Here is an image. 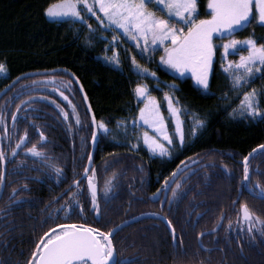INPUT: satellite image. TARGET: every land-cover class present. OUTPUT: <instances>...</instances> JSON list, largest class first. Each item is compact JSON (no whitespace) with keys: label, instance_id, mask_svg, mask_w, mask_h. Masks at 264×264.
Here are the masks:
<instances>
[{"label":"flooded vegetation","instance_id":"obj_1","mask_svg":"<svg viewBox=\"0 0 264 264\" xmlns=\"http://www.w3.org/2000/svg\"><path fill=\"white\" fill-rule=\"evenodd\" d=\"M47 88L54 89L52 84L47 85ZM53 96L54 94L48 91L45 98H15L8 101L4 109L8 135H4L5 128H0V148L4 149L8 159L4 165L6 176L3 186L0 187V264H26L27 235L29 234L30 240L36 243L43 232L42 218L66 215L61 207L62 203L59 202L66 192L77 193L76 199L79 203L69 207L67 215L78 218V221L59 224H85L89 220L91 193L87 175L83 173L91 150V138L84 139L90 148L83 168L80 149L76 154L74 152L68 156L58 153L46 130L48 122L45 119L64 118L56 104L71 116L72 107L69 101L72 105L75 102L71 98L61 101ZM49 97L51 99H48ZM21 101H25V104L21 105L16 126L12 128V112L17 111L16 106ZM33 121L36 122L35 135L30 131L29 140L23 141L17 152L11 154V149L16 147L22 131L26 128L25 122L32 126ZM40 131L44 133L45 141L39 140ZM34 143L38 149L43 150L45 156L37 157L26 151ZM193 143L194 141L183 149ZM252 150L247 151L246 155ZM211 151L200 150L194 153L193 158L186 163L196 162L197 158L200 160L181 172L167 188L164 187L165 177L169 183L175 171L186 166V163L180 164L178 168V164H171L172 159L158 161L139 152L141 160L134 161L131 174L122 171L117 179L111 180L112 184L118 186V194H102L99 199L97 196L101 208L116 207L118 210L112 215L115 219L110 223V228L123 225L112 236L117 260L126 259L129 264H264V234L260 231L249 234L246 230L241 232L236 227L241 203H246L252 211L264 218V196L260 194L259 189H254L257 183L264 188L263 166L251 162L255 154L250 158L249 184L253 188H245L241 186V162L244 156L236 159L230 152H219L217 148H211ZM106 154L108 153L99 154L96 146L91 168L95 157L103 158ZM195 155L197 157H194ZM62 157L63 162H60ZM140 165L143 167L141 170ZM54 166L61 169L59 174ZM76 172L80 174L73 181L79 183V189L72 181L60 191L59 185H65L73 179ZM66 175L68 177H65ZM105 181H94L98 193L99 190L104 192ZM178 182L180 188L177 189L176 196L169 200V197L173 196L172 189ZM24 184H27L28 188L16 194L21 200L10 204V190ZM157 189L160 191L153 197L152 194L156 193ZM68 199V194L62 198L66 202ZM230 220L233 224L231 229ZM168 221H171V227ZM31 227H34V231ZM99 228L105 231V228ZM214 228L216 230L211 231ZM201 232L206 234L200 237L197 234Z\"/></svg>","mask_w":264,"mask_h":264},{"label":"trees","instance_id":"obj_2","mask_svg":"<svg viewBox=\"0 0 264 264\" xmlns=\"http://www.w3.org/2000/svg\"><path fill=\"white\" fill-rule=\"evenodd\" d=\"M57 2L58 0H0V62H3L7 69L6 76L0 80V90L2 91L14 78L29 72L54 69L66 70L26 77L17 81L11 87L12 89L10 88L11 90L9 89L0 99V116L3 117V120L0 121V128H5L7 124L4 109L8 101L15 98H45L48 91L54 94L53 97L62 101L64 98L60 96L59 92L55 91L59 88L60 91L67 94L65 96L75 102L74 106L76 107V113L79 115L80 124L77 125L74 118L69 120L64 118L57 120L51 118L48 120L47 118L45 119L48 122L46 130L60 155L68 156L74 152L76 154L77 150L80 149V153L83 155L81 162L83 168L87 151L90 148L89 143L84 139L85 137L91 138L92 123L80 91L73 78L67 75V72H70V75L74 76L82 86L96 120L100 118L113 120L127 113L133 102L132 88L135 85V74L128 65L122 64L121 67L115 69L103 64L97 58L100 53L99 50L83 46L80 39L76 37L75 25L69 18L49 19L44 9L49 3L54 4ZM196 11V20L210 15L207 10V0H197ZM250 30L264 31V26H260L256 22L255 15H253L251 23L237 27L231 35L214 34L213 43L216 47L214 48L212 67L209 71V87L206 90L203 86L197 84L190 68L180 72L163 62L157 63L155 61L149 65L159 81L173 85L177 97L206 118V125L202 133L191 146L182 149L174 156L171 164L180 165L182 161L186 163L187 160L189 162L194 153L200 150L211 151V148H217L219 152H230L234 158L240 159L247 154V151L259 145H264V116L254 122L234 121L221 109L219 102L222 87L217 77L216 64L221 44L233 36H241ZM156 59H158V55ZM45 77H54L55 82L47 84L32 83V81H42ZM69 81L70 84L65 83ZM49 84H52L54 89L47 88ZM259 85L262 91L260 108L264 112V73H261ZM35 124L34 121L32 126L25 122L26 128L22 131V135L27 133V141L29 140L30 131L35 135ZM15 126L16 121L12 123V128H15ZM42 131L44 132V130ZM0 133L2 134V130ZM47 144L48 142L43 145ZM211 153L213 152L211 151ZM60 159V162H63V157ZM135 160H141L138 152L124 150L108 153L103 158L95 157L92 166L96 170L94 181L101 183V181L109 178L115 180L122 171L131 174ZM199 160L197 158L196 161ZM65 162H67L66 159ZM203 162L201 161V163ZM251 162L262 164L264 169V151L256 153ZM142 168L140 165L139 169ZM79 174L80 172H76L73 179L67 181L65 185L60 184V191L65 189L68 183L75 180ZM90 175H92V170H90ZM65 177H68V175ZM67 194L68 192L62 195V198L66 197ZM102 194H105V192L99 190L98 199ZM117 194L118 186L112 184L107 196ZM62 198L59 202L64 205L66 201ZM109 201L110 199L107 200V202ZM117 212L116 207H100V215L97 216L91 203L89 220L85 224H90L92 227H102L106 231L112 226L110 223L114 222L115 218L112 215ZM77 221L78 218L70 215L42 218V234L56 224ZM30 229L34 231V227ZM25 243L27 244L26 255L28 259L31 251L35 248V241H31L28 234Z\"/></svg>","mask_w":264,"mask_h":264},{"label":"snow or ice","instance_id":"obj_3","mask_svg":"<svg viewBox=\"0 0 264 264\" xmlns=\"http://www.w3.org/2000/svg\"><path fill=\"white\" fill-rule=\"evenodd\" d=\"M150 3H154L158 10L165 13V15H157L156 11L149 9L148 5ZM196 9L197 0H58L57 3H49L44 11L49 17L71 16L81 22L85 21V17L88 14H91L98 21V25L122 29L123 33L128 35L130 39L137 41V47H140L139 41L143 39L144 47L142 52L148 50L149 42L152 45H160L163 47V55L160 57L163 63L180 72H183L186 68H190L197 84L203 86L206 90L209 87V71L212 67L213 53L216 47L213 43L214 34L231 35L237 27L251 23L253 15H255L256 22L260 26H264V0H207V10L210 12V15L199 20L195 19ZM173 17L179 18L178 21H174ZM177 23L184 25V27H177ZM87 27L89 32L94 31L91 24H88ZM185 27L187 31L184 30ZM112 39L116 41L117 37L113 36ZM238 44L246 45L248 49L247 55L242 54L238 62L229 61L228 65L224 68L225 73L232 79L233 89H239L242 85L247 84L250 79L254 78L256 73H264V44L257 46L256 41L251 37L242 41L233 39L224 43L225 55L228 54L230 48H235ZM107 59L114 61L117 65L120 62L115 49H113V55L107 57ZM132 63L137 68H140L135 58H133ZM6 71L5 64L0 62V73H6ZM141 71L146 72L147 69L141 68ZM233 73H236V75H233ZM152 75L155 76V73H152ZM49 82L54 83L55 78L45 77L42 81H32L33 84H47ZM65 83L70 84L71 82ZM55 91L59 92L64 100H68V97L59 88L55 89ZM135 93L138 97L146 96V86L138 83ZM260 95L261 93L255 88L250 91H244L239 104L233 108L230 115L264 116V112L260 108ZM166 98L169 100L170 118H174L175 120V134L179 135L180 142L183 144V121L180 118L182 109L176 107L167 94ZM222 98L227 100L228 94L225 93ZM48 99L51 98L49 97ZM84 99L85 101L87 100L86 95ZM176 103L178 104L179 101H176ZM23 104H25V101L17 104V111L12 112L14 123ZM69 105L72 107L71 116L59 104L55 106L60 109L65 120L74 118L76 124L79 125L80 118L76 113L75 106L71 104V101H69ZM89 111H91L90 105ZM140 119H143L146 125H150V127L155 129L169 145L172 144V136L168 134L164 125L165 117L159 112L154 98L150 97L149 103L140 109ZM2 120L3 117L0 116V121ZM91 123L93 142L96 141L99 130L109 131L108 125L104 120L97 121L94 115ZM203 125V120H195L191 129L192 134L195 135L197 129L203 127ZM119 126L120 122L117 123V127ZM4 135H8L6 126ZM143 137L144 143L151 152H159L161 155L168 153V148L165 144L161 143L155 136H150L148 132H144ZM26 138L27 133L20 136L16 147L11 149V154L17 152V148L21 146V143ZM39 140L41 142L46 140L42 131L39 132ZM258 148L264 150V145H259ZM26 151L37 157L45 156L43 150L38 149L36 143L27 148ZM252 152L255 153L256 149H253ZM251 155L252 153L243 158L241 186L245 188H253L249 184L251 173L249 159ZM92 158V153H89V164L85 166L83 174L87 175L92 207L96 210L97 216H99L100 206L97 202L98 188L94 183L96 170L92 168V175H88ZM7 159L8 157L4 149L0 148V187L3 186L6 176L4 165ZM181 164H183V161ZM54 167L56 173L59 174L61 169L58 166ZM177 167L179 168V165ZM225 169H227L226 165ZM111 180L112 178H109L105 181L104 192L106 195L112 188ZM73 185L79 189L77 181H73ZM164 187H168L167 177H165ZM27 188V184L13 187L9 193V203L15 204L21 200V197L16 194ZM179 188L180 184L178 182L172 189L173 196L169 197V200L176 196L177 189ZM254 189H259L260 194L264 196V188L258 183L254 186ZM159 191L160 189H157L156 193L152 194L153 197ZM76 196V192H69V199L66 204L61 205L66 215L69 207L74 203H79ZM82 211L83 208H81ZM168 225L171 227V221H168ZM232 226L233 224L230 220L229 228L231 229ZM236 227L241 232L246 230L249 234H252L255 231H260L264 234V218H261L252 211L246 203H241ZM118 228L119 225L103 231L101 228L92 227L90 224H56L54 228H48L39 237L26 264H129L126 259L117 260L116 258V247L112 236ZM215 230L214 228L211 231ZM172 232L173 239L175 240L174 228ZM205 234V232H201L197 235L202 237Z\"/></svg>","mask_w":264,"mask_h":264},{"label":"rangeland","instance_id":"obj_4","mask_svg":"<svg viewBox=\"0 0 264 264\" xmlns=\"http://www.w3.org/2000/svg\"><path fill=\"white\" fill-rule=\"evenodd\" d=\"M148 7L149 9L156 11L157 15H165V13L158 10L157 6L154 3H150ZM47 17L53 20L69 18V20H71L75 25L76 37L80 39L83 46L88 48H97L100 52L97 58L103 64L115 69L121 67L122 64L125 66L128 65L131 68L132 72H134L135 74V85L132 88L133 102L131 103V107L129 108L127 113L124 116L113 120L108 118H100L99 120H97H104L109 128L108 132H105L103 130H99L98 132L99 139L97 144V151L99 154L124 150L145 153L148 157L154 158L158 161L168 160L176 156L184 146L190 145L195 140V138L199 136V134L204 130L206 125L205 116L191 109L187 104L182 102L177 97L173 85L163 83L157 79L156 75H152L153 71L149 68V65L155 61H157V63H162V61L160 60V57L163 55L162 46L152 45L149 42L148 50L146 52H142V49L144 47L143 39L139 41L140 47H137V41L130 39L128 35L123 33L122 29H118L115 27L109 28L103 25H98V21L95 19V17L91 16V14H88L85 17V21L83 22L71 16ZM178 19L179 18L173 17L174 21H178ZM105 23H107V21H105ZM88 24H91L93 26L94 31L89 32V29L87 27ZM177 27H184V25L177 23ZM184 30L187 31V28L185 27ZM113 36L117 37L116 41H113ZM249 37L253 38L256 41L257 46L264 44V31L256 32L254 30H250L245 32L241 36H233L222 42L216 64L217 77L219 78L222 87L219 97L220 107L226 113V115L234 121L254 122L261 118L260 115L256 117H251L248 115L241 116L239 114L230 115L233 108H235L239 104L240 99L243 97L244 91H250L251 89L255 88L259 93H262L259 85L261 73H256L254 78L250 79L247 84L242 85L239 89H233L232 79L224 71V68L228 65L229 61L238 62L242 54L247 55L248 53L246 45L238 44L235 48H230L228 54L225 55L223 48L224 43L233 39L242 41L246 40ZM113 49H115L116 53L118 54V58L120 61L118 65L114 61H109L107 59V57L113 55ZM157 55L158 59H156ZM133 58H135L137 64L140 65V68H137L133 65ZM141 68H145L147 69V71L142 72ZM233 75H236V73H233ZM5 76L6 73H0V79L4 78ZM138 83L146 86V96L138 97L136 95L135 88ZM225 93L228 94L227 100L222 98ZM166 94L172 99V102L176 107L182 109L180 118L183 121V144H181L180 142L179 135L175 134V120L174 118H170L169 100L166 98ZM150 97L155 99L159 112L165 117L164 125L168 134L172 136L173 141L170 145L163 140V137L160 136L155 131V129L150 127V125H146L144 123V120L140 119V109L145 107V105L149 103ZM176 101H179V103L177 104ZM197 119L203 120L204 125L203 127L198 128L196 134L193 135L191 131L192 125ZM118 122H120L119 127H117ZM144 132H148L150 136H155L161 143H164L168 148V153L165 155H161L159 152H151L148 146L144 143ZM133 145H135V147H133Z\"/></svg>","mask_w":264,"mask_h":264},{"label":"water","instance_id":"obj_5","mask_svg":"<svg viewBox=\"0 0 264 264\" xmlns=\"http://www.w3.org/2000/svg\"><path fill=\"white\" fill-rule=\"evenodd\" d=\"M57 71H61L60 69H55V70H48V71H41V72H31V73H26V74H23V75H20V76H18L15 80H13L4 90H2L1 92H0V97L2 96V95H4L10 88H11V86L14 84V83H16L18 80H20V79H22V78H26V77H33V76H37V75H42V74H52V73H54V72H57ZM69 75H70V73H68ZM72 78H73V80L75 81V83H76V85H77V87H78V89H79V91H80V94H81V96H82V98L84 99V97H85V94H84V91L82 90L81 91V85H80V83L78 82V80L74 77V76H72V75H70ZM84 102H85V104H86V108H87V110H88V112H89V114H90V118H91V122H92V117H93V112H92V110L91 111H89V103H88V100H86L85 101V99H84ZM92 131H93V128H92ZM98 139H99V136H97V139H96V141L95 142H93V139H92V136H91V150H90V153H92V157H93V155H94V152H95V149H96V146H97V143H98ZM256 149V152L255 153H253L252 151L250 152V153H252V155L250 156V158L254 155V154H256V153H258V152H260V151H264V150H262V149H260V148H255ZM249 153V154H250ZM248 154V155H249ZM92 160H93V158H92ZM250 160V159H249ZM242 164L244 163L243 161L241 162ZM89 164V160H87V164L86 165H88ZM195 164V163H194ZM194 164H191V165H186V166H183V167H181V168H179V169H177L176 171H175V174H173L172 175V177H171V179H170V181H169V183H168V186L176 179V177L181 173V172H183L185 169H187V168H189L190 166H192V165H194ZM91 165H92V161H91ZM123 225H119V228H118V230L122 227ZM116 232V231H115ZM114 232V233H115Z\"/></svg>","mask_w":264,"mask_h":264},{"label":"bare ground","instance_id":"obj_6","mask_svg":"<svg viewBox=\"0 0 264 264\" xmlns=\"http://www.w3.org/2000/svg\"><path fill=\"white\" fill-rule=\"evenodd\" d=\"M54 70H55V69H54ZM60 70H61V71H66V70H64V69H60ZM68 73H70V72H67V74H68ZM15 79H16V78H15ZM15 79H14V80H15ZM12 81H13V80H12ZM18 81H19V80H18ZM10 83H11V82H10ZM14 84H15V83H14ZM14 84H13V85H14ZM13 85H12V86H13ZM12 86H11V87H12ZM6 87H7V86H6ZM6 87H5V88H6ZM5 88H4V89H5ZM4 89H3V90H4ZM82 99H83V98H82ZM83 101H84V99H83ZM84 104H85V102H84ZM85 105H86V104H85ZM97 144H98V143H97ZM256 148H257V147H256ZM194 163H197V161H196V162L193 161V162H190V163L185 164V165H191V164H194ZM190 167H192V166H190ZM190 167H189V168H190ZM83 177H84V176H83Z\"/></svg>","mask_w":264,"mask_h":264}]
</instances>
